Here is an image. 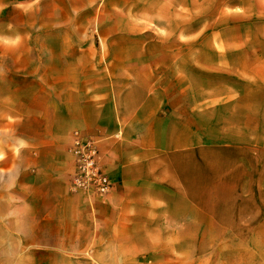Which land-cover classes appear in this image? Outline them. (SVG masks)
<instances>
[{"label": "crops", "instance_id": "crops-1", "mask_svg": "<svg viewBox=\"0 0 264 264\" xmlns=\"http://www.w3.org/2000/svg\"><path fill=\"white\" fill-rule=\"evenodd\" d=\"M91 1L53 0L56 29L41 26L45 35L38 39L32 24L28 44L18 37L22 52L12 60L22 74L4 86L13 105L3 114L27 129L34 150L14 157V212L27 209L29 223L17 226L14 218L11 228L32 243L61 241L67 254L110 241L106 254L127 255L113 242L122 240L130 241L133 255L162 258L143 264H264V0H172L168 13L161 5L166 0H105L102 8ZM193 1H204V11L197 13ZM16 3L10 10L21 23ZM86 25L172 37L147 46L131 39L138 49L123 61L110 50L115 64L130 65L121 91H84V71L67 69L62 75L77 79L73 91L68 85L32 91L38 63L83 62V54L62 51L70 46L63 34ZM151 45L186 81L181 91L156 86L163 72L153 67ZM38 46L44 55L33 51ZM74 132L100 140L113 183L108 195L70 192L67 148ZM197 240L210 241L205 263L197 262ZM212 241H221V257L236 248L238 262H213Z\"/></svg>", "mask_w": 264, "mask_h": 264}, {"label": "rangeland", "instance_id": "rangeland-1", "mask_svg": "<svg viewBox=\"0 0 264 264\" xmlns=\"http://www.w3.org/2000/svg\"><path fill=\"white\" fill-rule=\"evenodd\" d=\"M17 1L19 4L18 10L24 13L21 23L10 10V7H14L16 0H0V264H143L149 260L153 263L161 262L162 258L157 256L150 257L147 260V257L141 254L133 255V251L128 245L130 241H113L115 245H120L121 248L116 249V251L127 252V255L109 256L106 254L105 249L110 241H101L99 246H93L92 244L89 246L78 245L80 249H75L72 254H67L68 249L61 241L52 244L32 243L26 239L24 234L11 228L12 224H9V222H13L14 218L16 219L17 226L20 225V222H22L21 227L28 226L29 223L27 209H22L21 212H18V210L14 212V157L18 160L19 154L33 151L34 146L27 142L28 138L24 134L27 132V129L14 127L11 117L7 113L3 114V108L5 110L13 105V96L11 93L8 94L4 86L18 83V78L22 74L18 69L19 63H13L12 60L13 56H18L22 52V46L19 43L20 38H18L19 35L22 33L28 44L30 25L36 24L38 39H43L45 35L41 26L47 24L50 25V29H56V27L51 28L52 19H54L51 12L52 8H56L52 3L53 0ZM94 2L95 0H92L90 3L94 4ZM104 2L105 0H98L101 8ZM120 2L117 1V3ZM125 2L131 4L132 1L126 0ZM193 3L197 7V13H200L202 9V12L204 11V1H193ZM151 4L153 5L152 1H150V7ZM161 5H163L165 13H168L173 7V1L166 0ZM129 12L126 11L127 19L140 23V18L132 17ZM2 15L6 18L4 24L1 21L4 18ZM201 24L203 23H198V25ZM20 26H22L23 30H20L22 29ZM86 27L88 26L86 25ZM200 27L203 26L201 25ZM91 28L89 26L88 29L86 28L82 32L70 30L63 34V37L69 40L70 46L74 47L76 46L75 44L79 43L80 47L79 49H75L69 46L67 51L66 49H62V51H65V54L69 57L76 56L77 53L83 54V62H78V64L68 63L67 65L38 63L36 72L32 76L35 78V81L32 82V91H52V87L60 88L67 85L73 91V88L76 87L77 79L71 77L69 74V78L63 76L61 71L64 74L66 69L69 70V73L77 70L84 71V80L80 81L84 86V91H121L126 81L122 77V74H127L125 66L130 65H124V63H120V65L115 64L114 57L110 56V50L113 49L115 52L114 56L118 61H123L126 55H131L132 52L134 53L138 49H132L131 39L136 40V44H139L143 40L147 46L149 43H155V39L168 40V38L172 37V33H169L168 37V33L164 31L131 35V33L126 32L115 33L100 31L96 28L92 30ZM203 35V31L197 32L198 39L203 38ZM181 39L187 40L183 33H181ZM148 48L153 53V60L155 61L153 67L163 72L156 86L161 87L163 91H181L186 86V81L179 79V75L173 73L172 64L169 66L170 58L166 55L164 57L161 56L160 51L162 49L160 47L157 48V46L151 45ZM44 50L43 46L33 49V51L37 52L38 56L44 55ZM168 50H172V48ZM38 58L45 60V56ZM127 76L129 75L127 74ZM52 77L54 79H51ZM180 242L182 246L189 245L188 241ZM190 244L192 245V241H190ZM196 244L197 250L200 252L196 257L197 262L205 263L206 257L204 253L206 248L210 247V241L197 240ZM212 248L214 249L213 262L220 263L224 258L230 263L238 262L236 248L225 249L223 257L220 254L221 241H212ZM176 257L178 259H188V257L183 256ZM190 258L192 260V256Z\"/></svg>", "mask_w": 264, "mask_h": 264}, {"label": "built area", "instance_id": "built-area-1", "mask_svg": "<svg viewBox=\"0 0 264 264\" xmlns=\"http://www.w3.org/2000/svg\"><path fill=\"white\" fill-rule=\"evenodd\" d=\"M67 153L72 160V171L67 178L71 193L92 192L100 196L110 193L113 183L101 162L98 138L74 132Z\"/></svg>", "mask_w": 264, "mask_h": 264}]
</instances>
